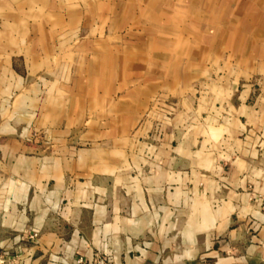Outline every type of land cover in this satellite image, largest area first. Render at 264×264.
Masks as SVG:
<instances>
[{
	"label": "crops",
	"instance_id": "crops-1",
	"mask_svg": "<svg viewBox=\"0 0 264 264\" xmlns=\"http://www.w3.org/2000/svg\"><path fill=\"white\" fill-rule=\"evenodd\" d=\"M134 1L0 0V264H264V0Z\"/></svg>",
	"mask_w": 264,
	"mask_h": 264
},
{
	"label": "rangeland",
	"instance_id": "rangeland-1",
	"mask_svg": "<svg viewBox=\"0 0 264 264\" xmlns=\"http://www.w3.org/2000/svg\"><path fill=\"white\" fill-rule=\"evenodd\" d=\"M119 2H127V4H125V6L129 9V8H132L135 4V1L134 0H109V14L111 15L112 14V10L117 7L118 3ZM134 7H137L134 6ZM132 12V11H131ZM112 29V22L109 21V29ZM111 29L109 30V41L113 44H120V42L118 41L119 40V36L117 35H113L112 36V32H111ZM69 31L67 30V33ZM141 30L135 25V23H132L130 22L129 23V26L125 29L124 33L126 37H123L125 40H127V42H130L131 44L133 43V41L135 42V38L132 36L133 34L135 35L140 33ZM119 34H121V32H118ZM128 35V36H127ZM111 36V37H110ZM100 37H97V36H94L93 38H90L89 36H87V34L85 32L82 31V35H78V36H75V37H67V40L69 42H67V47L69 48H73L74 46H77L79 45L80 43H82V45L86 44V41H88L89 39H94V40H99ZM112 39V40H111ZM168 40V39H167ZM130 48H137L133 45L130 46ZM23 129L18 132V133H13V134H2L1 136V140L2 141H6V140H18V141H32V140H41L43 139V136L42 134L40 133H31V132H27L25 131V126H26V123L23 124ZM136 135V133H135ZM67 139H70L72 140V135L69 137H67ZM257 233V231H256ZM222 240L221 238H219V241ZM244 240V238H243ZM260 240V247L261 248H264V238L262 239H259ZM248 245L247 244H243L241 246V250L242 251H245L246 247ZM216 247V245H215ZM220 247L223 248L224 252L225 253H229V254H232L234 249H233V246H224V245H221ZM109 255L115 260L114 256L112 254L109 253ZM212 260V259H211ZM211 260H208V258L206 259H203L202 261H193V262H189L188 264H214V259L211 261ZM116 261V260H115ZM258 260H255V263L257 262ZM116 264H119V262L116 261ZM158 264H164L163 262H159ZM166 264H169V262H167ZM245 264V263H243Z\"/></svg>",
	"mask_w": 264,
	"mask_h": 264
},
{
	"label": "built area",
	"instance_id": "built-area-1",
	"mask_svg": "<svg viewBox=\"0 0 264 264\" xmlns=\"http://www.w3.org/2000/svg\"><path fill=\"white\" fill-rule=\"evenodd\" d=\"M35 237L31 236V238ZM76 263L77 264H84L85 263V259L83 257H78L76 259ZM92 264H116V261L109 255H105V256H99Z\"/></svg>",
	"mask_w": 264,
	"mask_h": 264
}]
</instances>
